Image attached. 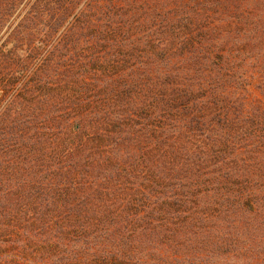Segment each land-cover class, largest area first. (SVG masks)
<instances>
[{"label": "trees", "instance_id": "trees-1", "mask_svg": "<svg viewBox=\"0 0 264 264\" xmlns=\"http://www.w3.org/2000/svg\"><path fill=\"white\" fill-rule=\"evenodd\" d=\"M79 1L0 0V264H264V52Z\"/></svg>", "mask_w": 264, "mask_h": 264}, {"label": "rangeland", "instance_id": "rangeland-1", "mask_svg": "<svg viewBox=\"0 0 264 264\" xmlns=\"http://www.w3.org/2000/svg\"><path fill=\"white\" fill-rule=\"evenodd\" d=\"M67 1L71 2V0ZM90 1L80 0L78 5L72 10L70 18L73 19L75 16L77 18L82 13H85V8ZM120 1L121 3L123 2V0ZM120 1L117 3H120ZM128 7H134L131 13L135 16V29L139 27L138 23L142 18L153 17V15L147 16L145 14L148 11L146 8L153 11L165 9L168 13L180 16L181 18L192 12H201L205 16L204 21L206 20V25L211 24L217 29L215 35L226 38V41L222 44V49H227L236 59L247 51L254 53L264 52V0H131L128 3ZM143 7L146 8L143 9ZM26 8L27 5L23 4L17 12V17L22 18L27 11ZM10 18L6 17V13L3 16L0 14V28L2 29L0 34H5V31L11 25L13 26L17 23L16 16L13 19L12 17ZM155 39L157 40L153 46L154 51L161 47V42H158L159 38ZM183 39L182 36L175 40L174 47L171 48L172 53H176L177 49L184 46ZM221 39L219 38V41ZM37 44L34 43V45ZM249 62H245L244 66L249 64ZM39 64L40 61L35 55L34 65L37 66ZM261 98V93L252 86L247 97V102L249 104L255 103ZM37 242H34L30 246L29 244L31 243H27L28 252L25 256L27 261L33 260L34 256H36L34 263L42 261V251L45 249V245L41 240H37ZM47 264H52V262H48Z\"/></svg>", "mask_w": 264, "mask_h": 264}]
</instances>
